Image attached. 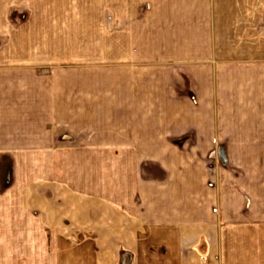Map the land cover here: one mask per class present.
I'll list each match as a JSON object with an SVG mask.
<instances>
[{
  "label": "rangeland",
  "instance_id": "1",
  "mask_svg": "<svg viewBox=\"0 0 264 264\" xmlns=\"http://www.w3.org/2000/svg\"><path fill=\"white\" fill-rule=\"evenodd\" d=\"M117 51L129 56L111 59ZM2 54L0 68L12 70L6 79L13 106L22 104L16 110L27 122L13 117V124L26 129L30 147L36 136L53 139L56 148L121 143L118 133L132 130L119 125L131 121L120 105L132 97L142 107L139 119L153 108L156 133L171 138L134 142L141 153L154 144L157 152L134 157L138 180H186L185 190L197 198L201 192V203L211 200L220 227L252 229L240 246L261 254L264 0H0ZM85 134L91 139H81ZM83 159L0 158V193L6 186L13 203L10 221L0 225V264H59L63 256L57 238L37 229V185L50 201L47 188L56 178L61 209L85 196L94 205L100 191L116 189L117 176L130 172L126 164L109 166L120 156H93L105 166H93L84 182Z\"/></svg>",
  "mask_w": 264,
  "mask_h": 264
},
{
  "label": "crops",
  "instance_id": "2",
  "mask_svg": "<svg viewBox=\"0 0 264 264\" xmlns=\"http://www.w3.org/2000/svg\"><path fill=\"white\" fill-rule=\"evenodd\" d=\"M126 51H117L110 58L125 60L129 56ZM5 58L6 54L0 55V61ZM11 72L10 69L0 68V158L83 156L84 182L89 178L93 166H105L102 160H91L93 156H120L123 159L117 163L113 161L109 166L116 168L118 164H126L130 168L129 173L117 176L119 182L116 189L100 191V202L94 205L88 203V196H85L84 200L77 201L78 204L66 201L61 209V204L55 202V189L60 184L58 180L52 179L51 189L47 188L46 196L51 202H44V191H40L37 185L36 226L46 236L57 238L53 242L59 245L63 255L61 260L58 258L59 264H264L263 248H258L261 254L253 251L247 253L246 247L240 246L251 238L253 230L238 228L228 221L227 226L220 227L216 221L219 213H214L211 200L207 198V203H201V192L197 198L192 191L185 190L186 180L183 181L181 177L167 179L163 186L138 180L139 162L134 157L156 156L157 152L154 144L149 152L141 153L134 142L171 139L167 134L156 133V120L151 119L154 118L153 108H149L147 116L139 119L140 102L132 100V97L129 99V96L122 99L120 107L127 109L123 114L126 117L130 115L131 121H121L119 125L125 130L124 127L129 124L132 131L118 133L115 140L121 143L110 147L101 144L76 148L75 144L70 147L69 143L66 147L56 148L53 139L45 143L43 137L37 136L35 146L30 147L26 129H19L16 127L18 125L13 124V117L19 119L20 123L16 124L27 125V122L21 121L22 114L16 110L22 109V104L15 103L13 106L11 80L6 79ZM127 91L124 90L125 93ZM134 91H131L132 95ZM39 108L42 117V102H39ZM139 125L143 126V130L139 129ZM81 139L90 140L91 134H85ZM72 142L75 143V139ZM127 157L131 159H124ZM0 161V165L5 162ZM6 188L3 187V193H0V225L4 226L6 221H10L13 204L5 192ZM64 188L62 193L67 195L70 187ZM120 188L123 192H120ZM50 190L52 198H49ZM84 194L91 196V192ZM137 196L139 202L135 199ZM257 218L263 219V223L256 235L264 238V214ZM236 241L239 243L234 245Z\"/></svg>",
  "mask_w": 264,
  "mask_h": 264
}]
</instances>
